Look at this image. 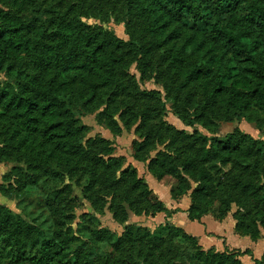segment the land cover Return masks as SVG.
Wrapping results in <instances>:
<instances>
[{"label":"trees","instance_id":"1","mask_svg":"<svg viewBox=\"0 0 264 264\" xmlns=\"http://www.w3.org/2000/svg\"><path fill=\"white\" fill-rule=\"evenodd\" d=\"M73 1L54 12L39 10L35 0H0L19 11L14 16L0 10V124L7 143L31 154L53 179L76 170L97 182L112 198L114 213L126 204L135 215L169 218L180 210H168L135 168H123L108 141L83 143L87 128L81 115L105 105L100 115L117 134L110 108L121 111L128 130L131 107L144 128L132 158L146 163L158 183L173 182L172 200L188 194L187 219L199 222L215 208L211 216L222 221L234 207V233L258 240L264 231V137L238 128L223 138L215 134L220 123L242 120L263 136L264 0H121L123 16L137 25V36L125 29L127 41L81 21L80 10L101 0ZM134 62L140 76L154 74L184 125H198L210 136L196 129L187 134L160 120V94L139 91L127 74ZM119 210L123 222L126 213ZM36 231L0 207V240L16 247L14 264H201L176 246L194 245L196 238L168 223L153 233L126 227L125 239L113 242L105 257L95 248L74 246L78 239L61 230L40 242L34 238L29 246L39 243L38 249L26 254L24 238ZM92 235L111 241L105 230ZM234 253L196 255L202 264H242L238 256L249 251ZM253 264H264V256Z\"/></svg>","mask_w":264,"mask_h":264},{"label":"rangeland","instance_id":"2","mask_svg":"<svg viewBox=\"0 0 264 264\" xmlns=\"http://www.w3.org/2000/svg\"><path fill=\"white\" fill-rule=\"evenodd\" d=\"M35 2L39 10L47 8L57 12L74 1L35 0ZM98 3L97 7L95 5H92L90 8L84 6L80 10L81 21L84 24L95 29L108 31L112 36L123 41L128 40L125 32L126 28L131 33H136L137 36L135 28L137 25L132 20L123 16L121 0H101ZM0 10L13 14L14 16H17L19 13L16 8L6 3H0ZM51 14L47 13L46 15L50 16ZM127 74L139 91L152 90L160 94V100L164 103L160 120L166 122L170 127L176 130H182L187 134H192L196 129L199 134L210 136L206 130L198 125L194 127L184 125L173 114V101L166 97L165 90L156 81L152 72L140 76L136 62H134L129 66ZM2 80H4V76L0 73V81ZM102 110H105V105L95 111L93 110L80 116L82 124L87 128L83 143L97 137L108 141V144L113 149L112 157L122 158L123 168L127 166L135 168L137 177L144 180L148 189L153 192L158 200L163 202L168 210L187 209L189 206L188 194L180 199L172 200L169 191L172 188L173 182L170 181L167 184L158 183L148 173L146 163L137 162L132 158L133 143L139 142L142 139L144 130V128L139 127L141 123L140 119L133 116V108L126 109L125 118L131 117L130 120L132 123L128 130H125L123 122L119 118L121 111H115L114 106L110 108L112 118L120 130L117 134L111 133L106 127V123L100 115ZM241 121L234 120L229 123H220L218 125L220 127L217 136L216 134L215 136L217 138H223L234 128H238L237 126L240 127L241 132H246L245 134L249 133L244 129V126L250 124ZM252 137L263 138L264 133L262 136L256 130L255 136ZM7 138L8 133H6V128L0 124V207H5L11 212L18 214L22 220L37 230L32 235L24 238L27 244L25 248L26 254L32 255L38 249L39 243L34 248H30L29 246V243L34 238H38V242H40L42 238L53 236L58 230H61L63 232H69V236L78 239V241L73 243L74 246L80 243L85 247L95 248V250H98L100 257H105L112 252L113 242L120 240L119 238L125 239L126 227L144 229L153 233L158 226L164 225L165 223L170 224L163 213H142L141 215H135L128 209L126 204H121L116 209L117 213H114L112 198L104 193V190L97 182H87L86 177L81 176L76 170L70 172L71 174H65L62 178L53 179L45 173L44 167L40 162L36 161L34 163L31 154L24 150L16 149L15 146L7 143ZM159 149L162 148L158 147ZM151 155L153 156L154 152ZM48 169L52 170L53 167H49ZM27 182L31 184L29 187H24ZM120 208L126 213V220L123 222L118 220L122 217ZM214 210L215 208L212 214L208 215H213ZM234 211L235 208L232 207L230 215ZM175 217L178 218V215ZM173 226L180 227V222L174 219ZM191 229L186 234L197 231L198 226L192 227ZM100 230H105L107 234H111V241L95 240L92 234ZM179 243L176 242V246L181 251L184 250L188 253L187 258L190 261H198L201 264L203 258L196 255L197 250L204 252L213 250L217 252L213 248H204L199 245L197 238L194 245L184 241ZM15 250L16 247L14 245L0 240V264H14L13 254ZM226 251L228 253H234V251L228 250H224L223 252ZM240 256L242 254L238 256L239 261ZM185 257L186 255H183L182 259H186ZM138 264L143 263L138 262Z\"/></svg>","mask_w":264,"mask_h":264},{"label":"crops","instance_id":"3","mask_svg":"<svg viewBox=\"0 0 264 264\" xmlns=\"http://www.w3.org/2000/svg\"><path fill=\"white\" fill-rule=\"evenodd\" d=\"M237 127L240 129L239 126ZM244 129L249 132L247 134L255 136L256 130H254L252 125H245ZM185 210L186 208L181 209L179 212L171 215V217L167 218L166 220L171 225H173L174 219L178 220L180 222V227L178 228L182 229L185 233L190 232L192 227L198 226L197 231L188 234L197 238L198 244L202 247H210L217 252L228 250L239 251L243 253L244 251L248 250V254H242V256H240V261L242 264H253V260L260 259L262 256H264L263 230L261 231L260 238L256 241H253L249 237H240L234 233V221L230 214H228L222 221H216L211 215H206L203 216L199 222H192L187 219ZM177 215L178 218L175 217Z\"/></svg>","mask_w":264,"mask_h":264}]
</instances>
